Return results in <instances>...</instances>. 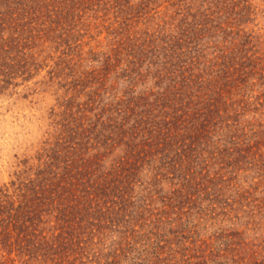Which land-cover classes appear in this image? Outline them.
Listing matches in <instances>:
<instances>
[{"label": "trees", "instance_id": "trees-1", "mask_svg": "<svg viewBox=\"0 0 264 264\" xmlns=\"http://www.w3.org/2000/svg\"><path fill=\"white\" fill-rule=\"evenodd\" d=\"M110 1L130 2L0 0V95L42 67L36 48L58 27ZM137 1L131 18L152 5L164 4L156 10L163 17L170 7L173 14L156 29L126 35L116 49V66L124 62L130 82L121 96L106 100L95 88L83 102L64 101L52 121L53 140L44 141L34 160H19L15 177L0 186V264H70L107 232L129 226L134 234V221L153 212L147 202L155 194L162 212L182 209L196 191L213 188L229 159L243 157L239 127L225 113L234 104L243 109V99L234 97L247 94L250 76L264 75L242 26L247 0ZM234 27L239 41L218 48L220 33ZM110 59L96 82L109 77ZM138 80L143 88L136 91ZM169 182L177 187L164 191Z\"/></svg>", "mask_w": 264, "mask_h": 264}, {"label": "rangeland", "instance_id": "rangeland-1", "mask_svg": "<svg viewBox=\"0 0 264 264\" xmlns=\"http://www.w3.org/2000/svg\"><path fill=\"white\" fill-rule=\"evenodd\" d=\"M137 2L130 0L120 8L113 1L100 2L62 24L50 34L52 39L36 48L42 64L36 74L23 83L16 79L20 84L0 95V186L15 177L14 171L22 167L19 160L35 159L53 134L52 121L64 110V101L83 102L95 88L107 100L128 88L124 62L116 66V49L126 35L138 32V36L169 21L174 10L170 7L163 17L156 10L163 11L164 4L157 9L152 5L131 18L127 12ZM247 2L250 12L242 26L251 32L250 43H255L264 66V0ZM236 32L234 27L230 34L220 33L216 46L238 42ZM109 56L116 68L111 66L109 77L96 82ZM247 82V94L234 97L243 99V109L235 110L234 104L225 113L226 122L239 127L236 139L243 145V157L229 159L231 164L219 171L213 188L205 185L188 205L165 212L155 194L147 204L156 214L151 211L134 221V234L128 233L129 226L127 232L122 227L107 232L100 241L94 239L83 257L70 259V264H264V75L250 76ZM135 84L136 91L143 88L140 80ZM219 134L213 139L218 140ZM218 144L224 147L222 141ZM163 186L164 191L177 187L170 182Z\"/></svg>", "mask_w": 264, "mask_h": 264}]
</instances>
